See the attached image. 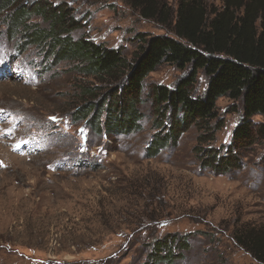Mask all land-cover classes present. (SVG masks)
<instances>
[{
    "label": "rangeland",
    "instance_id": "obj_1",
    "mask_svg": "<svg viewBox=\"0 0 264 264\" xmlns=\"http://www.w3.org/2000/svg\"><path fill=\"white\" fill-rule=\"evenodd\" d=\"M43 1L67 6L78 23L74 41L120 50L127 61L138 34H171L117 0H14L0 11V264H259L232 237L241 226L264 231V141L236 148L239 165L224 174L204 165L229 147L241 104L219 98L218 130L199 139L189 126L175 144L148 153L152 137L169 142L175 125L151 89L172 90L186 75L163 64L143 82L137 128H97L113 84L84 76L78 61L43 64L36 45L23 43V28H11L23 8L29 31L47 30L51 21L35 9ZM206 85L198 72L193 96ZM261 124L262 116L251 118ZM145 214L159 219L137 225ZM169 236L176 256L152 261L154 241Z\"/></svg>",
    "mask_w": 264,
    "mask_h": 264
},
{
    "label": "trees",
    "instance_id": "obj_2",
    "mask_svg": "<svg viewBox=\"0 0 264 264\" xmlns=\"http://www.w3.org/2000/svg\"><path fill=\"white\" fill-rule=\"evenodd\" d=\"M117 1L136 11L143 20L153 21L171 34H138V49L131 61H127L120 50L83 39L74 41L71 32L78 23L71 18L70 10L64 4L53 7L45 1L37 3L36 14L43 21H51L45 31L37 28L29 31L23 22L29 13L23 8L18 15L11 16V28H23L26 36L23 43L36 45L43 64L47 61L50 64V58L51 65L64 60L78 61L76 70L84 76L94 75L103 78L101 80L107 85L113 84L102 105L106 117L99 126L96 124L97 128L101 126L108 133H129L138 127L141 115L137 105L149 73L163 64L186 72L172 90L158 85L151 89L155 105L160 110L166 109L169 116L174 114L175 125L171 132H167L172 136L169 142L159 140L156 135L152 137L148 153L151 150L156 154L168 144H175L177 135L189 126L200 133L208 129L218 130L222 126L216 111L219 98L240 103L242 121L231 136L229 147L232 146L218 148L204 164L210 165L217 175L239 165L236 148L251 144L254 138L264 141V124L251 125L253 116L264 118V0H218L219 6H214L210 0ZM13 2L0 0V11ZM198 72L203 74L207 85L202 95L193 96ZM82 92L84 96L90 95L88 90ZM89 110H84L83 117H88ZM97 120L96 117L95 123ZM211 123L213 126L208 127ZM144 219L155 222L159 218L145 214L136 224L142 225ZM232 238L257 263L264 264L263 230L241 226L235 229ZM172 243L171 236L154 241L150 253L152 261L157 256L166 259L176 256L177 245ZM185 243L183 241L181 245L186 246Z\"/></svg>",
    "mask_w": 264,
    "mask_h": 264
},
{
    "label": "clouds",
    "instance_id": "obj_3",
    "mask_svg": "<svg viewBox=\"0 0 264 264\" xmlns=\"http://www.w3.org/2000/svg\"><path fill=\"white\" fill-rule=\"evenodd\" d=\"M230 144V143H229ZM224 148H226L227 149V147H224Z\"/></svg>",
    "mask_w": 264,
    "mask_h": 264
}]
</instances>
